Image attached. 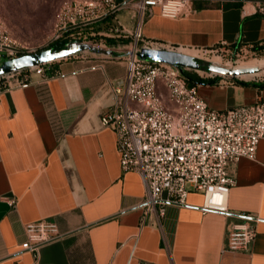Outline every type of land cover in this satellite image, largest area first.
Returning <instances> with one entry per match:
<instances>
[{"label":"crops","instance_id":"obj_1","mask_svg":"<svg viewBox=\"0 0 264 264\" xmlns=\"http://www.w3.org/2000/svg\"><path fill=\"white\" fill-rule=\"evenodd\" d=\"M133 1L120 9L128 33L139 19L127 10ZM141 31L179 50L264 45V0H191L176 17L148 8ZM49 68L0 92V264H264V139L235 165L227 214H203L202 194L190 191L141 223L144 181L122 171L115 131L100 122L124 85L125 56L74 54ZM243 82L198 83L197 91L214 109L264 99V81ZM42 219L61 236L34 255L22 248L24 225ZM244 221L256 227L249 251L227 249L231 226Z\"/></svg>","mask_w":264,"mask_h":264},{"label":"built area","instance_id":"obj_2","mask_svg":"<svg viewBox=\"0 0 264 264\" xmlns=\"http://www.w3.org/2000/svg\"><path fill=\"white\" fill-rule=\"evenodd\" d=\"M190 2L135 1L139 19L130 33L134 45L125 56V82L113 88V106L100 115L101 124L115 131L122 171L137 172L144 181L145 193L138 205L141 223L148 213L162 217L166 204L182 203L190 191L202 194L203 214H227V198L236 183L235 165L243 157L254 158L259 141L264 139V99L211 108L198 94L197 84H187L182 67L136 55L142 48L180 52L173 44L144 37L141 18L153 7L162 16L176 17L189 9ZM123 6L119 0H62L53 21L52 41L66 43L101 34L83 31ZM223 46L226 44L211 48ZM17 52L21 50L6 32L0 15V63ZM52 62L0 76V92L29 82L31 73L44 76ZM24 231L22 248L34 255L41 245L61 236L57 224L45 219L25 224ZM255 237L254 223L233 224L226 248L249 251Z\"/></svg>","mask_w":264,"mask_h":264},{"label":"rangeland","instance_id":"obj_3","mask_svg":"<svg viewBox=\"0 0 264 264\" xmlns=\"http://www.w3.org/2000/svg\"><path fill=\"white\" fill-rule=\"evenodd\" d=\"M61 1L0 0V15L3 19L5 30L15 42L17 48L21 50V52L16 53V56L21 53H30L48 48L55 42L52 41L53 21L57 6ZM135 1L127 7V10L135 8ZM122 14H124V11L118 10L105 20L92 25V28L91 26L85 27L83 31L85 33L94 31L101 32V34H95L93 37L85 39L81 37L78 40L97 42L95 45L98 47L107 49L112 47L119 55L127 56L134 44L132 35L126 31L129 29L127 27V19L120 18ZM109 38L117 41L109 43L107 41ZM227 47L226 45L222 48H207L206 50H180V52L191 56V59L197 64L184 65L182 69L196 74L202 79L217 77L218 80L222 79L225 81H264V45L257 49L242 46L236 51ZM82 54L97 55L90 52ZM210 64L221 66L231 71L241 69L243 73L237 75L221 73L209 69L208 65ZM250 76L252 77L247 78Z\"/></svg>","mask_w":264,"mask_h":264},{"label":"water","instance_id":"obj_4","mask_svg":"<svg viewBox=\"0 0 264 264\" xmlns=\"http://www.w3.org/2000/svg\"><path fill=\"white\" fill-rule=\"evenodd\" d=\"M130 0H119L122 5H125ZM95 44L97 42H90L86 40H74L71 42H66L59 46H50L39 51L30 52V53H21L17 56L7 58L0 63V76L21 71L27 68H30L35 65H40L55 60L63 59L77 53L90 52L92 54L118 57L122 56L115 50L111 48H102L98 47ZM132 49L129 50L127 56L130 55ZM137 56L151 58L155 61H164L171 63L173 65L183 67L184 65H197L195 61L191 59V56L188 54L179 52V51H167V50H152L142 48L136 52ZM209 69L227 73V74H240L243 73V70H229L227 68L217 66L214 64L208 65Z\"/></svg>","mask_w":264,"mask_h":264},{"label":"trees","instance_id":"obj_5","mask_svg":"<svg viewBox=\"0 0 264 264\" xmlns=\"http://www.w3.org/2000/svg\"><path fill=\"white\" fill-rule=\"evenodd\" d=\"M232 4H236V3H232ZM232 4H230V5H232ZM109 43H112V42H115V41H117L116 39H112V38H109L108 40H107ZM65 42L63 41H60V42H55V43H53L51 46H59V45H62V44H64ZM242 46H244V47H249V48H252V49H257V48H259V47H261L262 45H258V44H253V45H251V46H246V45H243V44H241L240 42H236V43H233V44H230V45H228V47L227 48H229V49H233L234 51H236L237 49H239V48H241ZM25 70H22V72H24ZM184 75H185V78H186V81H187V84L188 85H195V84H198V83H206V82H210V81H215V80H218V78L217 77H214V80H205V79H202V78H200L198 75H196V74H192V73H190V72H186V71H184ZM255 76V75H254ZM252 76H250V77H247V78H251ZM238 83H240V84H245V82H243V81H237ZM259 88L260 87H264V86H262V84H259V85H257Z\"/></svg>","mask_w":264,"mask_h":264},{"label":"bare ground","instance_id":"obj_6","mask_svg":"<svg viewBox=\"0 0 264 264\" xmlns=\"http://www.w3.org/2000/svg\"><path fill=\"white\" fill-rule=\"evenodd\" d=\"M137 210H139V209H137Z\"/></svg>","mask_w":264,"mask_h":264}]
</instances>
